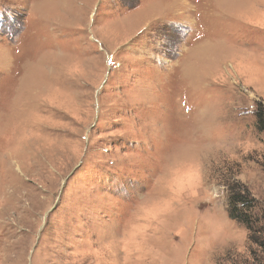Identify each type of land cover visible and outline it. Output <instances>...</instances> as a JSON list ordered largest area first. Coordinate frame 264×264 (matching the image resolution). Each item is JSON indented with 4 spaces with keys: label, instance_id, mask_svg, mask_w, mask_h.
<instances>
[{
    "label": "rangeland",
    "instance_id": "374dc122",
    "mask_svg": "<svg viewBox=\"0 0 264 264\" xmlns=\"http://www.w3.org/2000/svg\"><path fill=\"white\" fill-rule=\"evenodd\" d=\"M264 0H0V264H264Z\"/></svg>",
    "mask_w": 264,
    "mask_h": 264
},
{
    "label": "trees",
    "instance_id": "16d2710c",
    "mask_svg": "<svg viewBox=\"0 0 264 264\" xmlns=\"http://www.w3.org/2000/svg\"><path fill=\"white\" fill-rule=\"evenodd\" d=\"M256 115L258 127L264 131V110ZM227 190L229 218L244 226L252 244L264 249V209L244 184H229Z\"/></svg>",
    "mask_w": 264,
    "mask_h": 264
}]
</instances>
